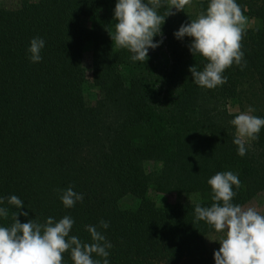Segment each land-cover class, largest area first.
<instances>
[{
  "label": "trees",
  "instance_id": "1",
  "mask_svg": "<svg viewBox=\"0 0 264 264\" xmlns=\"http://www.w3.org/2000/svg\"><path fill=\"white\" fill-rule=\"evenodd\" d=\"M146 2V0H145ZM210 0L197 4L195 15L166 18L162 40L171 65L159 71L150 58L133 61L115 46L117 0H15L0 5V207L13 223L15 195L24 207L21 223L52 217L74 220L70 236L92 243L88 225L97 226L112 244L109 264H215L217 232L197 221L195 207L213 203L207 181L231 171L233 204L245 207L264 192V127L258 139L238 155L230 121L251 106L264 118V0H236L244 15L256 19L241 41V67L235 63L214 89L196 85L189 68L202 71L207 61L193 56L191 37L174 33L190 23ZM167 10L165 0L158 13ZM42 38V60H30V41ZM91 45L90 79L94 100L85 93V44ZM148 163L157 168L147 172ZM69 187L83 194L66 208L60 199ZM196 194L193 202L158 206L148 192ZM137 204L122 206L126 197ZM109 227L99 228L100 221ZM211 243V244H210ZM63 264H74L70 251ZM93 259L103 258L93 254Z\"/></svg>",
  "mask_w": 264,
  "mask_h": 264
},
{
  "label": "clouds",
  "instance_id": "2",
  "mask_svg": "<svg viewBox=\"0 0 264 264\" xmlns=\"http://www.w3.org/2000/svg\"><path fill=\"white\" fill-rule=\"evenodd\" d=\"M167 10L158 13L162 0H117L114 9V34H110L115 46L132 53L133 61L146 62L149 49H155L162 40L154 43L153 38L162 35V25L167 17L184 11L193 0H165ZM175 9V12L173 11ZM248 18L236 0H210L206 12L202 11L190 23L182 24L174 33L177 39L191 37L189 45L193 56L199 54L207 63L202 71L196 66L189 68L193 82L207 89H214L227 82L224 71L234 63L241 67L244 53L241 41L246 31ZM45 46L42 38L30 41L28 49L30 60L39 63L41 50ZM251 106L245 112H239L230 121L235 127L233 143L238 146V155L243 157L246 144L258 139L264 118L252 115ZM207 183L211 186L212 201L210 207H195L197 221H205L217 233H223L219 239L220 248L214 252L215 264H264V215L254 207L244 208L234 205L236 195L233 186L240 188L241 182L231 171L217 172ZM83 194H78L69 187L60 199L66 208H71L77 201H83ZM4 203L0 199V204ZM7 203L17 209L12 213L13 223L0 226V264H63V254L70 251L74 264H109L107 249L112 247L97 226L88 225L92 243L83 242L77 236H70L74 220L64 216L58 222L47 218L41 224L35 219L21 223L18 216H28L20 212L23 201L15 195L7 198ZM7 208L0 207V217L8 218ZM101 220L99 228H108ZM93 254L103 258L93 259Z\"/></svg>",
  "mask_w": 264,
  "mask_h": 264
},
{
  "label": "rangeland",
  "instance_id": "3",
  "mask_svg": "<svg viewBox=\"0 0 264 264\" xmlns=\"http://www.w3.org/2000/svg\"><path fill=\"white\" fill-rule=\"evenodd\" d=\"M15 0H0V5H10ZM203 0H193L191 6H186L184 11H180L183 14L186 15H195L197 12V4ZM175 12V9H173ZM178 13V12H176ZM176 15V14H175ZM247 17V16H246ZM248 18V24L246 28L249 27H256L258 26V21L256 19ZM160 40L157 38H153V42H159ZM90 54H91V45L85 44L84 47V56H83V64L87 71V81L85 83V93L89 100H94V96L96 94V89L91 84L90 79ZM150 58L153 60L154 65L157 67L159 71H165L167 68L171 65V57L169 55V52L166 50L164 45L162 43H159V46L155 49L150 50ZM229 111L231 113L239 114L241 112L237 105L231 104L229 106ZM157 166L154 163H148L146 166L147 172L156 170ZM149 196L155 200L158 206H172L173 204L180 203V202H193L198 197L196 194H181V193H172L168 195H162L157 194L152 190H149L148 192ZM137 204V200L133 197H126L122 201V206L124 207H133ZM247 207H254L257 209L258 212H260L262 215H264V192L260 194L259 196L255 197L253 200H251L244 208ZM223 236V233H217L214 234L210 238L211 243L218 242L219 239ZM210 243V244H211Z\"/></svg>",
  "mask_w": 264,
  "mask_h": 264
}]
</instances>
